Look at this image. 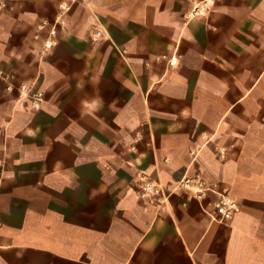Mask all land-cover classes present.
<instances>
[{
    "label": "crops",
    "instance_id": "0c3cea01",
    "mask_svg": "<svg viewBox=\"0 0 264 264\" xmlns=\"http://www.w3.org/2000/svg\"><path fill=\"white\" fill-rule=\"evenodd\" d=\"M203 1H56L40 109L0 103V264H264V0ZM139 170L200 172L238 210L144 203Z\"/></svg>",
    "mask_w": 264,
    "mask_h": 264
},
{
    "label": "rangeland",
    "instance_id": "374dc122",
    "mask_svg": "<svg viewBox=\"0 0 264 264\" xmlns=\"http://www.w3.org/2000/svg\"><path fill=\"white\" fill-rule=\"evenodd\" d=\"M56 1L0 0V25L5 27L0 31V103H11L22 95L20 103L28 111L40 109L44 95L35 106L33 93L42 85V62L50 60L57 44L69 37L66 14H58L61 9L56 8ZM94 26L90 24L87 30L91 42L98 39L89 35ZM47 40L52 42L49 47ZM1 137L0 127V141Z\"/></svg>",
    "mask_w": 264,
    "mask_h": 264
},
{
    "label": "built area",
    "instance_id": "2783aa9c",
    "mask_svg": "<svg viewBox=\"0 0 264 264\" xmlns=\"http://www.w3.org/2000/svg\"><path fill=\"white\" fill-rule=\"evenodd\" d=\"M208 4H211V0H204L194 7L192 13L202 14L208 8ZM51 43L50 40H47L45 45L49 47ZM162 57L166 59L170 67L178 64L176 55L163 54ZM22 88H25V86L23 85ZM40 95L41 93L33 94L35 106H38V101L41 100ZM195 149H190L193 156L196 154ZM177 188L186 189L198 201L201 210L211 222L226 225L238 210V199L228 191L219 190L215 186L207 184L200 172L182 175L177 180L173 190ZM173 190H166L158 180L153 179L144 170H139L136 174L135 192L137 197L144 203L160 204L167 200Z\"/></svg>",
    "mask_w": 264,
    "mask_h": 264
}]
</instances>
